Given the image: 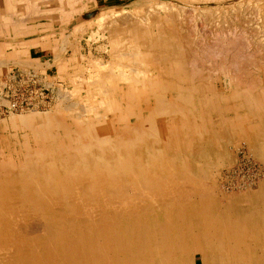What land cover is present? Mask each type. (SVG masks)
<instances>
[{"label":"rangeland","instance_id":"rangeland-1","mask_svg":"<svg viewBox=\"0 0 264 264\" xmlns=\"http://www.w3.org/2000/svg\"><path fill=\"white\" fill-rule=\"evenodd\" d=\"M76 1L80 3L67 7L80 8L82 4H87L89 5L87 11L69 20L67 14L63 13L60 18L55 17L58 23H63L64 19L67 21L64 22L63 29H58L57 37L46 35L28 42L27 46L41 47V50L38 47L32 51V56L36 59H29L26 55L25 60L17 59L10 62L11 64H7V61L0 64V87L4 96L3 100L0 99V103L11 104L9 101L13 102L15 99L41 101L40 106L35 108L16 110L14 106L8 113L4 107V112L0 110V167L3 162L13 160L19 163L24 159L28 160L30 154L37 155L40 151L47 150L51 152L50 161L59 168L58 171L70 166L71 169L73 167L77 170V173L84 175L87 173L86 181L90 187H93V178L89 170L91 165L86 164L80 169L73 161L79 143L82 144L78 140L81 135L78 132L74 133L77 139L73 140V146L69 150H60L63 141L57 129H48V126L57 121H55L58 119L57 116L65 115L69 118L74 114L90 121L97 119L108 121L115 117V120L119 121L117 117L119 114H130L131 111L138 114L141 109L145 110L141 103L143 99L154 101L157 97L170 98L174 94L166 87L161 90L153 87L154 90H150L149 95L148 92L142 94L140 83L135 90H132L128 85L130 80H126L123 76H128L130 79L137 77L150 79L158 73L162 76L166 68H171L172 64L175 69L181 63L185 66L184 73L187 69L202 70L203 79L198 77L199 80L196 78L190 82L184 79V83L190 87L192 84H203V82L210 86V90L192 89L189 92L192 101L194 100L192 107H195L188 109L192 114L191 124L194 127L189 143L185 147L174 145L163 150L158 147L157 142H152L149 138H141L134 142V145L143 147L141 152L144 160L146 158L149 161L153 160L156 152L159 160H174L178 172L188 167L187 170L194 171L196 175L198 173L196 171L203 170L206 172L205 184L210 183L208 187H203V191L210 190L211 195L206 194L205 191V198L203 196L195 199L194 202L182 203L181 207L172 206V211L165 212L166 216L171 215L170 220L173 222L171 238L165 236L169 243L166 246L172 250L170 264H236L237 262V264H264L262 257L264 241H260L262 240L260 230H254L252 241L248 245L242 244L241 237L236 230H233L234 223L240 225L247 223L246 216L249 214L250 221L257 223L261 220L264 211V0H110L109 3L99 6L91 4L95 0L91 3L90 0ZM101 14L107 21L100 17ZM121 52L129 55H122ZM24 53L27 54V49ZM179 54L182 57L181 61L177 60ZM40 56L42 61H46L40 62L38 60ZM29 73L34 74L35 77L31 79ZM15 74V81L9 80L14 79ZM162 82L169 83V80L162 77ZM117 84L121 85V88ZM249 87L253 88L251 93L255 98L259 95L257 98L261 107L252 109L249 104L240 106L241 99L235 98V94L241 91L244 93ZM12 89L14 94L11 93ZM36 90L43 93L41 99H35L38 97L35 95ZM129 94L136 95L133 101ZM205 98L214 100L216 102L214 107L208 106L209 103L201 104L200 102ZM196 101L198 103H195ZM132 113L129 115L131 120L134 117ZM142 113L145 118L150 116L152 120H148L154 122L156 125L154 129H161L163 124L165 125L163 127L167 126L168 129L170 124L165 122L170 119L168 115L162 117L161 114L156 115L147 110ZM30 114L35 115L37 119V128L35 127L37 133L21 124L14 128L12 122L16 117ZM64 143L70 144L68 140H64ZM105 146L109 148V144ZM122 146L119 148L120 152L119 149L117 152L123 154L124 158L131 157L130 159L133 160L135 152L130 147ZM243 149L247 150L252 158L247 157L245 160L243 157L244 161L237 164L240 160L238 153ZM108 152L105 159L101 157L93 159L100 167V170L97 167V171L103 172L104 175L103 160L113 162L114 167L120 171L122 169V164L117 162L115 151ZM133 162L136 164L135 160ZM37 163L35 161L25 166H28V170L36 168L35 171L39 172L41 167ZM236 164L244 169L245 174L240 176L245 178L241 182L245 186L232 189L227 185L224 186V173L227 171L233 174ZM255 169L256 172L259 171V175L254 179L249 178L254 175ZM134 171L136 172V168ZM207 178L210 180L208 181ZM101 187L99 191L103 192L104 189ZM12 200L20 202V205L25 202L23 196L14 197ZM26 203L24 209L26 206L30 207V204ZM19 220L14 223L3 220L4 232L37 234L46 230L43 222L36 217L30 218L28 222ZM132 224L135 228L137 223L132 221ZM84 229L86 232L87 229ZM136 239L142 241L140 236ZM189 239H195L197 243H194L195 250L198 249L196 256L188 252ZM148 240L150 241L149 237ZM44 246L41 245L43 248ZM85 249L82 247V252L86 253ZM136 249H140L138 244ZM137 255L140 258V252Z\"/></svg>","mask_w":264,"mask_h":264},{"label":"bare ground","instance_id":"bare-ground-1","mask_svg":"<svg viewBox=\"0 0 264 264\" xmlns=\"http://www.w3.org/2000/svg\"><path fill=\"white\" fill-rule=\"evenodd\" d=\"M61 1L63 7L80 3L76 0ZM92 1L93 0H90L89 2L91 3ZM95 2L91 4L94 5ZM82 5L83 6L80 8L72 7L69 10L60 8V10L61 13L67 14L69 20L70 18L87 11L89 5ZM156 6L158 7V5ZM160 6L161 5H159V7ZM162 6V8H164V5ZM100 17H103L106 20V17L103 14H101ZM63 21L67 22L65 19ZM121 54L127 55L128 53L121 52ZM134 54L137 55V53ZM169 58L170 57H168V59ZM177 60H182L181 54H179ZM184 67V64L181 63L173 69L172 64L171 68H166L164 73L166 76L164 74L161 76V74L158 73L157 75L152 76L154 78L150 79L146 77H142L141 79L138 77L137 79H130L128 76H123L126 80L131 81H129L128 85L132 90H135L138 83H140V89H142L140 92H142V94L148 92L149 95L150 90H154L153 87H156L157 90L166 87L174 93L170 98L157 97L154 101L150 99H145V101L144 99L143 101L141 100L145 110L141 109V112H138V114H134L132 113L133 111H131L134 115L133 120L129 118L131 113L126 115L119 114V116H117L119 117V121H116L115 117L108 121H101L99 119L91 121L88 119L83 120L80 116L72 114V117L70 116L69 118L65 115L57 116L58 119H55V121H57L48 126V129H57L60 139L63 141V144L59 148L60 150H69L73 146V140L77 139V137L74 136V133L78 132L81 135L78 140H80L82 144L79 143L77 148L78 151L75 152L76 156L73 161L80 167V169L86 164L91 165V169L89 170L91 171L90 174L93 178V187H90L87 183V173L85 172V175L79 172L77 173V170H74L73 167L71 169L70 166V169L67 168V166L66 168L62 166L63 168L58 171L59 168L56 167L54 162L50 161L52 157L51 152H48L47 150L40 151L37 155L30 154V157L27 158L28 160L24 159L19 161V163L13 160L2 163L0 167V264H131V262L132 264H170L172 250L166 246L168 240L165 236L168 239L171 238L173 222L170 220L171 215L166 216L165 212L172 211V206L177 207L182 203L194 202L195 199L199 197L204 196L203 198H205L206 194L211 195L212 191H206L205 189L207 192L206 194H204L205 191H203V187H208L207 185L210 183L207 185L205 184L206 177L204 178V175L206 172L203 170L196 171L198 172L196 175H194V171L190 172L187 170L188 167L181 172H178L174 160H159L157 158L159 155L155 154L156 152L153 155V160L151 159L149 161L147 158L144 160L142 157L143 152H141V148L143 147L140 145H134V142L141 140V138H149L152 142H157L159 145L158 147L163 148V150L164 148H168V146L173 147L174 145L185 147L187 143H189V139L192 137L191 132H193L194 127H192L191 124L192 114L188 109L195 108L192 107L194 100L192 101V95L189 94V92L192 89L205 90L207 88L210 90V86L204 84V82L203 84L192 85L188 83L191 87L187 86L184 83L185 78L190 82L196 78L198 79V77L201 79L204 77L201 74L202 70L192 69L189 71L187 69L184 73ZM162 77L169 80V83L162 82ZM117 86L121 88V85L117 84ZM248 89L249 90H246V92L243 91L244 93H241V91L240 93L235 94L236 99H241L240 106L249 104L252 106V109H256L257 106L261 107V105H259L261 103L257 98L259 95L255 98L251 93L253 88L249 87ZM129 97L131 98V101H133L136 95L129 94ZM208 99L210 98H205L200 103H206V105L209 103L208 106L214 107L216 102ZM195 103L198 102L196 101ZM146 110L151 111L156 115L161 114L162 117L168 115L170 119L169 121H165L170 124L168 129L167 126L163 127L164 124L161 126L162 128L160 127L161 129H154L156 125L154 122L152 123L148 120L150 119V116L145 118L142 113V111L144 112ZM65 118L68 119L64 120ZM36 120L35 115L30 114L18 118L16 117L12 123L13 126H15L14 128L21 124L24 127L36 131ZM225 131L227 132V129H225ZM64 140H68L70 144L66 145ZM193 140L195 139L193 138ZM193 140H191V142ZM250 141L253 143L251 139ZM104 144H109V148ZM122 145L125 148L130 147L135 152V158H133V160H135L136 164L130 159L131 157L129 159L124 158L123 154L117 152V149ZM108 151H115L114 153H116L118 160L115 157L113 158L122 164V169L121 171L120 169H116L113 162H106V159L105 161H102L105 168L104 175L103 172L97 171L98 163L93 161V159H95V157H101L103 159L105 155L109 154ZM84 152L86 153L84 154ZM58 153L60 152L58 151ZM161 158H163V156ZM70 160L68 162H70ZM35 161L38 162L37 164H40L41 170H39V172L35 171L36 168L35 170H28V166H25L28 165V163H34ZM31 166L33 167L34 164ZM98 168L100 170V167ZM134 168H136V172L134 171ZM34 171L36 173H34ZM207 180L209 181L210 179L207 178ZM100 187L104 189L103 192L99 191ZM18 196L24 197L25 202H23L22 205L19 204L20 202L18 203V201L16 202L15 200H12V198L14 199V197ZM212 199L213 197L211 200ZM26 202L30 204V207L27 208L26 206V209H24L23 207ZM238 210L239 209H237V211ZM249 215L246 216L247 223L244 225H240L239 223L233 224L235 227L233 230H236L238 236L241 237V243L244 245H248L250 241H252L255 229L260 230L262 236V240L260 241H264V211L261 220L257 223H253V220L250 221ZM34 217L38 220L40 219V222H43L44 228L46 229L43 230V233H41V231L37 234H34V232L31 234L23 232L16 233L14 230L13 232L15 233L13 234L4 232L5 226L3 225V220H9L14 223L19 219H23V221L28 222L30 218ZM132 221L137 223L135 228ZM213 221L215 220L213 219ZM118 222L120 224H118ZM10 225L12 224L10 223ZM217 227L215 228L216 230ZM84 228L87 229V233ZM139 236L142 241L136 239ZM12 237L14 238L13 240L11 239ZM148 237L150 238V241L148 240ZM179 239H181L180 236ZM195 242V239H189L187 241L188 252L193 254V256L197 255L198 250H195ZM137 244L140 246L139 250L136 249ZM38 245H40V248H35V246L37 247ZM41 245H46V247L44 246L43 248ZM82 247L86 248L84 250L86 253L82 252ZM138 252H140V258L137 257ZM225 262H227V260Z\"/></svg>","mask_w":264,"mask_h":264},{"label":"crops","instance_id":"crops-1","mask_svg":"<svg viewBox=\"0 0 264 264\" xmlns=\"http://www.w3.org/2000/svg\"><path fill=\"white\" fill-rule=\"evenodd\" d=\"M95 1L96 6L110 2ZM60 8L69 9L63 7L61 0H0V64L25 60L26 55L29 59H36L32 51L39 46H27L28 42L46 35L57 37L58 29L64 26V23L55 21V17L61 16ZM25 49L27 54L24 53ZM38 59L40 62L46 61H42L41 56Z\"/></svg>","mask_w":264,"mask_h":264},{"label":"built area","instance_id":"built-area-1","mask_svg":"<svg viewBox=\"0 0 264 264\" xmlns=\"http://www.w3.org/2000/svg\"><path fill=\"white\" fill-rule=\"evenodd\" d=\"M28 76H30L31 79L33 77H35L34 74H30V73L28 74ZM15 79H16V74H15V78L14 79H9V80L15 81ZM2 92H3L2 91V87H0V99L3 100L4 96H3ZM13 92H14V90L12 89L11 93L14 94ZM35 95H38V97H35V99H41L43 93L40 90H36L35 91ZM9 102H11V104L4 105V104L0 103V110L2 112H4L3 107L6 109L5 111H7V113H8L9 111L13 110V106H15L16 110H17L19 108H21V109L22 108H35V107H39L40 104H41L40 100L39 101L35 100L34 102H29L28 100H24V99H22L20 101L15 99L13 102L11 100ZM0 118H1V115H0ZM238 154L240 156V158H239L240 160H239V162H237V164L241 163L242 161H244V159L247 158V157L248 158H250V157L252 158V156L248 153V151L244 150V149L239 151ZM243 157H244V159H243ZM245 160H247V159H245ZM237 164L235 165L236 167H235V170H234L233 174L232 173H228L227 171L224 173V186L227 185L228 188L235 189V188L242 187V185H243V187L245 186L244 183H241L242 179H245L244 177H241V176H243L242 174H245L244 173V169L242 167H240L239 165L237 166ZM258 175H259V171L257 170V172H256V169H255L254 175L249 177V178L254 179V177H256ZM239 177H241V178H239Z\"/></svg>","mask_w":264,"mask_h":264}]
</instances>
